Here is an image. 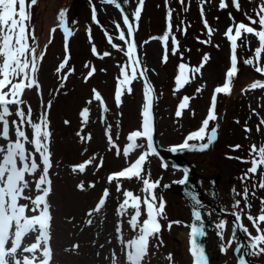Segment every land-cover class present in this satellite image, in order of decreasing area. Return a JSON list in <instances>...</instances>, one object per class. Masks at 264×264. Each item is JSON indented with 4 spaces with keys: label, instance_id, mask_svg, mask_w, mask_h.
Returning a JSON list of instances; mask_svg holds the SVG:
<instances>
[{
    "label": "rangeland",
    "instance_id": "1",
    "mask_svg": "<svg viewBox=\"0 0 264 264\" xmlns=\"http://www.w3.org/2000/svg\"><path fill=\"white\" fill-rule=\"evenodd\" d=\"M121 2L132 17L137 7L136 0ZM227 3L228 7L222 10L218 7L219 0H205L203 3L204 18L213 29L209 37L200 14L201 0H184L183 5L179 0H168L167 6L165 0H144L134 32L136 56L140 61L137 68L138 78L132 81L130 92L125 88L119 107L114 94L118 78L122 79L120 69L126 66L128 74L131 75L132 67L128 57L113 48L105 36L107 32L112 38V43L126 50L125 43L118 37L119 31H124L127 36V27L115 3L106 4L102 0H37L36 5L31 7L29 31L34 32L35 41L29 39V43L36 48L37 55L41 52L44 55L38 61L39 70L36 74L40 88L24 90L21 98L26 104L21 105V108L27 111L30 106L33 110V120H37L50 102L47 111L52 167L51 194L47 199L52 216L51 264H110L108 257L113 251L120 256L123 247L116 239V224H121L123 240H130L136 235L127 222L130 216H117L115 210L124 199L123 190L143 197L145 194L141 192L142 183L132 178L113 181L110 184L107 176L128 166L142 151L147 150V141L139 139L137 143L145 147L130 152L127 159L123 155V148L128 143L127 135L139 129L142 121L145 81L139 78V72L145 70L147 83L153 90L150 109L156 118V144L171 151V147L181 144L189 132L198 129L207 115L213 90L225 82L231 54L230 42L224 35L227 27L239 22L248 24L245 14L254 16L258 0H239L240 11L236 10L231 0H227ZM92 7L96 8L99 23L92 20ZM168 9L172 10V34L175 35L179 47L173 54L169 39L165 62L164 43L155 37L162 36L166 30ZM61 11L65 13L63 26L59 18ZM229 13L235 18L234 21L229 19ZM116 25L120 26L119 30ZM65 27L70 32L67 40L68 53L65 52ZM253 27L258 28V25ZM237 43L238 74L232 80L230 94H217V119L210 121L208 126L209 131L213 127L217 129L215 141L203 151L183 150L174 153L193 163L195 172L201 178L214 181L216 189L212 196L218 206L229 212L235 211L241 216L243 225L255 235V229L246 216L249 213L258 215V210L262 207L260 201L264 198V189H252V185L249 186L250 193L255 192V196L250 194L248 197L250 209L241 212L240 209H234L233 204L241 199L236 192H241L247 184L258 182L260 179L257 175L242 183L241 177L251 165L236 158L250 160V146H264V125H260V120L264 118V89L244 91L252 82L264 81V75L256 73L252 65L243 63L245 58L254 57L255 49L259 46L258 39L251 34H245ZM93 45L98 55L91 51ZM105 52L110 55L104 56ZM205 54L208 59L203 62L200 72L174 94L175 77L179 74L178 65L184 63L195 68L202 63ZM66 55V66L58 72L57 68ZM260 62L264 64V52L261 53ZM85 65L89 67L86 68ZM92 68L95 69L94 74L85 79ZM189 75L191 76V73ZM65 76L66 79H63ZM198 88L201 91L197 92ZM93 89L102 96L106 112L100 102L94 99ZM183 97H189V103L182 110L181 116L177 117L175 113ZM89 100L92 102L88 103ZM84 108L89 109V116L88 122L82 124L79 113ZM10 109L14 112L16 106L10 105ZM9 119L17 117L13 115ZM66 120L69 121L68 124H65ZM246 127L251 131L246 132ZM106 129L120 149V155L109 145L105 135ZM78 132L85 137L90 134L91 139L82 140L77 135ZM28 135L31 136L30 129ZM12 138H15L14 135ZM235 145L241 147L233 150L232 146ZM92 157L96 159L87 165L84 173L72 171V166ZM101 162L102 166L97 167ZM259 171L264 172V166ZM145 174L150 180L159 181V186L154 192L157 197L163 199L165 208L163 215L158 218L160 232L150 238L144 264H192L193 258L189 252L191 240L205 248L210 264H236L240 256V251L235 253L239 238L237 231L233 237L234 225L228 219L203 209V223L197 224L199 229L202 228L204 235L192 234L194 222L191 220L187 201L173 191L174 184L183 177L182 170L169 167L165 160L155 153L147 157ZM81 181L86 185L92 183L95 187H86L81 191L77 188ZM117 183L121 184V192L116 191ZM105 188L110 192L106 204L92 217L94 223L88 225L86 213L95 206ZM202 189L208 193L207 185L204 184ZM243 203L241 200V208ZM132 211L134 210L129 209V214ZM141 212L142 223L146 218L143 204ZM221 220L225 221L222 239L217 235L220 230L216 228V224ZM242 234L248 244L247 235L243 232ZM25 239L31 242L30 238ZM74 244L79 247L73 249ZM222 246L224 251H221ZM169 254L173 257L172 261L167 259ZM247 256L251 261L264 264V254Z\"/></svg>",
    "mask_w": 264,
    "mask_h": 264
},
{
    "label": "snow or ice",
    "instance_id": "2",
    "mask_svg": "<svg viewBox=\"0 0 264 264\" xmlns=\"http://www.w3.org/2000/svg\"><path fill=\"white\" fill-rule=\"evenodd\" d=\"M91 2V0H90ZM103 3L113 4L116 3L117 7H121L117 0H102ZM144 0H136L137 7L135 8L131 19L128 15H123V23L127 27V36L124 31H119V40L123 41L126 45V50L123 47H118L112 43V38L105 32L108 42L113 48H117L128 57L130 66L132 67L131 75L128 74L126 66L120 69V77L118 78L115 89L114 98L119 107L121 103V96L127 87L131 91L130 85L132 81L138 78L137 68L140 66V61L136 56V44L134 41V32L136 24L141 16L142 6ZM201 0L200 14L207 35H212L213 29L208 25L207 20L204 18L203 3ZM232 5L237 11H240L239 0H231ZM37 0H0V264H51L52 249L51 241V206L48 202V197L51 194V179L50 169L52 167L51 152H50V137L48 111L50 102L45 107V111L39 115L37 120H33V110L28 106L27 111L21 108V105L26 104L21 97L25 89L40 88L36 74L39 70L38 61L42 59L44 53L41 52L37 55L36 48L29 43V39L35 41L34 32L29 31V22L31 19L30 9L36 5ZM127 3V0H123ZM168 0H165L167 6ZM183 5L184 0H179ZM219 9L228 7L227 0H219ZM187 9H185L186 11ZM92 20L99 23L96 15V8L92 7ZM64 11L59 13L60 23L64 24ZM172 10L168 9L166 12V30L160 37H155L164 43L165 56L163 60H167V44L171 39L172 53L175 54L178 50V42L175 35L172 34L171 24ZM248 24L244 22L230 24L224 35L230 42V66L225 73V82L222 86H217L213 90L211 96V104L207 110V115L200 123L197 130L191 131L184 138L183 142L179 145L171 147V151H203L211 145L217 137V129L211 128L209 131L210 121L217 119L215 114V105L217 94L224 93L230 94L232 80L238 74V58L236 50L238 48V40L244 38L245 34H251L258 39L259 46L255 49L253 58H245L243 63L245 65H252L254 71L258 74L264 75V64H261V53L264 52V0H258L254 16L245 14ZM229 19L234 21L235 18L229 13ZM183 24V21L181 22ZM253 25H258L253 27ZM119 30L120 26L116 25ZM65 37V52L68 53L67 40L70 35L69 29L64 28ZM54 31V30H53ZM89 39L91 36L89 34ZM201 43H208L209 41H200ZM93 54H97V49L93 45L91 48ZM104 56L110 53H103ZM208 59L207 54L202 58V63L191 68L184 63L178 65L179 74L175 77V91L181 89L185 84L189 83L191 79L195 78V74L199 73L203 67V62ZM68 60L65 56L57 68V71L64 69ZM88 68V65H85ZM95 72L92 68L88 72L85 79L91 77ZM191 73V76L189 75ZM66 79L65 77H62ZM139 78L144 79L143 95L145 103L141 113L142 121L140 128L131 131L126 139L128 143L123 148V155L127 159L130 152L145 147L137 143L139 139L147 141L146 151H142L135 160L122 168L120 171L113 172L107 176L108 183L113 181H120L121 179L136 178L141 181V192L145 195L143 197L136 196L132 191L123 190L122 195L124 199L116 207L117 216H130L128 224L136 235L130 240H123L121 232V224H116L115 231L117 233L116 239L123 247L121 255L118 256L115 251L108 257L110 264H144V258L148 255L149 240L151 237L156 236L160 232V224L158 218L163 215L165 202L162 198L155 195L154 190L159 186V181H152L145 174V164L149 155L155 154L153 147V124L151 115V102L153 99L152 88L147 83L145 70L139 72ZM264 89V81L256 80L244 89L255 90ZM197 92L201 89H197ZM94 99L99 101L104 111L107 108L104 106V101L99 92L93 89ZM189 97H183L182 102L178 105L175 115L181 116V112L188 106ZM92 101L89 100L88 103ZM10 105H15L16 109L13 112ZM15 116L17 119L10 120V116ZM79 115L82 117V124L88 122L89 109L84 108ZM103 122V121H102ZM69 121H65L68 124ZM260 125H264V118L260 120ZM109 128L111 125L108 126ZM31 130V136L28 135V130ZM260 130L258 125L257 131ZM246 132L251 129L245 128ZM14 135V139L12 138ZM77 135L82 140H90V134L85 137L81 136L78 132ZM105 135L107 136L108 143L113 149H116L117 155H120V149L117 148L115 141L106 129ZM193 142V143H190ZM31 146V147H28ZM241 146H232L233 150H238ZM38 154V155H37ZM249 156L250 160L237 157L242 163H250L243 176L241 182L251 180L253 176L259 175L258 182L252 184V189L259 187L264 189V172H260V168L264 166V146L253 144L250 146ZM96 157H92L84 162L72 166L73 172L84 173L87 165L91 164ZM102 162L97 165L101 167ZM165 167L166 165H161ZM180 183H185L181 180ZM86 187H95L94 184H85L81 181L77 184V188L83 191ZM121 184L117 183L116 191L121 192ZM235 192V189H233ZM255 196V192L251 191L249 187L245 186L241 192H236L238 199L234 202L233 208L250 209L251 203L249 202V195ZM110 195L109 189L105 188L102 191L97 203L86 213L88 217L86 223L92 225L94 221L92 217L99 213L105 206L106 201ZM241 200H243V208H241ZM24 201V203H21ZM199 201L196 200L195 204L198 206ZM262 207L258 210V215L253 216L250 213L246 218L251 223L252 228L255 229L256 234L252 235L249 229L243 225L242 218L235 211L232 215L235 217L236 223L233 226V237L237 230L242 231L248 237V244L246 247L250 249L245 253L247 255H260L264 254V198L260 201ZM143 204L146 212V218L140 222L142 215L141 205ZM129 209H132L129 214ZM193 215L197 221L201 220V213L199 210L194 209ZM171 226V225H169ZM218 231L217 235L222 237V230L225 228V221L221 220L216 224ZM193 235L203 236L204 232L201 229H192ZM30 238L31 242L25 238ZM231 243V240L229 241ZM189 252L192 259V264H210L207 258L205 248L196 243L195 240L190 241ZM79 245H73V249L78 248ZM103 247V245H101ZM239 250V249H237ZM221 251H224L223 246ZM28 254V255H24ZM167 259L172 261L171 254ZM239 264H246L242 257Z\"/></svg>",
    "mask_w": 264,
    "mask_h": 264
},
{
    "label": "water",
    "instance_id": "3",
    "mask_svg": "<svg viewBox=\"0 0 264 264\" xmlns=\"http://www.w3.org/2000/svg\"><path fill=\"white\" fill-rule=\"evenodd\" d=\"M117 3H120L119 0H117ZM120 10L125 14L124 10L122 9V7H119ZM153 142L155 143L154 141V135H153ZM155 145V144H154ZM155 148L158 152H161V153H169L170 154V158L171 161H170V166L173 167V168H181L184 170V174H185V177L186 178L187 176H191L194 174V171H193V166L192 164L188 163L183 157H181L180 155H177V154H171L169 151H165V150H162L160 148H158L156 145H155ZM179 184H176L174 185V188H177ZM194 187H196L195 184H193ZM194 190L196 191V195H195V199L192 198L190 199V211H191V216H192V220L193 221H197L193 215V211L194 209H197L200 211V209L197 207V205L195 204V201L198 200L200 202L201 205H208L210 206L211 210L217 214H220V215H227L228 217H230L232 220H235V217L232 215V214H228L224 211H221L219 209H217L216 207H213L211 206L206 200H204V198L202 197L201 195V192L198 191L197 188H194ZM201 213V211H200ZM239 264V263H238ZM246 264H256V263H253V262H250V261H246Z\"/></svg>",
    "mask_w": 264,
    "mask_h": 264
},
{
    "label": "flooded vegetation",
    "instance_id": "4",
    "mask_svg": "<svg viewBox=\"0 0 264 264\" xmlns=\"http://www.w3.org/2000/svg\"><path fill=\"white\" fill-rule=\"evenodd\" d=\"M197 179L199 180V182H200V184H201V187L203 188V185L205 184V185H207V190H208V193H206V192H203V195L205 196V197H210V196H212L213 195V192H214V189H215V185L213 184L214 183V181H212L211 179H206V178H201V177H197ZM179 191H181V193L182 194H184L185 195V191L187 190H189L188 188H187V185L186 184H182L179 188ZM204 191V190H203ZM217 203V202H216Z\"/></svg>",
    "mask_w": 264,
    "mask_h": 264
}]
</instances>
